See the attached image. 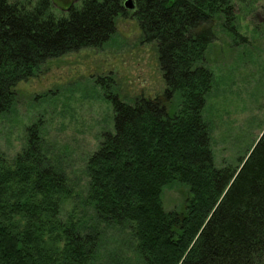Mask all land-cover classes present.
Returning a JSON list of instances; mask_svg holds the SVG:
<instances>
[{
    "label": "trees",
    "instance_id": "obj_1",
    "mask_svg": "<svg viewBox=\"0 0 264 264\" xmlns=\"http://www.w3.org/2000/svg\"><path fill=\"white\" fill-rule=\"evenodd\" d=\"M124 2L82 0L58 16L54 0H0V114L48 60L101 47L117 19L132 15L156 46L166 88L132 103L107 96L113 131L87 161L97 222L128 228L144 264H264V130L238 166L217 167L202 115L215 21L224 17L238 34L232 0H135L134 11ZM28 135L14 159L0 150V264H98L102 235L63 217L66 176L43 153L38 123ZM172 183L189 196L169 211L162 197Z\"/></svg>",
    "mask_w": 264,
    "mask_h": 264
},
{
    "label": "rangeland",
    "instance_id": "obj_2",
    "mask_svg": "<svg viewBox=\"0 0 264 264\" xmlns=\"http://www.w3.org/2000/svg\"><path fill=\"white\" fill-rule=\"evenodd\" d=\"M36 1L26 0L31 6ZM81 3L54 0L52 10L65 16L70 4ZM232 5L238 34L229 31L224 17L217 18L215 40L205 57L214 80L202 115L217 167L238 166L264 130V0H232ZM165 88L156 46L144 40L139 22L129 14L117 19L115 34L101 47L44 63L34 77L16 86L13 108L0 114V150L9 159L26 147L28 128L39 124L42 151L66 176L70 189L63 217L74 215L84 228L102 235L98 264H144L129 229L98 223L86 198L87 161L104 134L113 131V105L107 96L132 103ZM188 196L187 186L172 183L163 192L164 208L181 209Z\"/></svg>",
    "mask_w": 264,
    "mask_h": 264
},
{
    "label": "water",
    "instance_id": "obj_3",
    "mask_svg": "<svg viewBox=\"0 0 264 264\" xmlns=\"http://www.w3.org/2000/svg\"><path fill=\"white\" fill-rule=\"evenodd\" d=\"M124 7L128 11H134L136 9V2H135V0H125Z\"/></svg>",
    "mask_w": 264,
    "mask_h": 264
}]
</instances>
